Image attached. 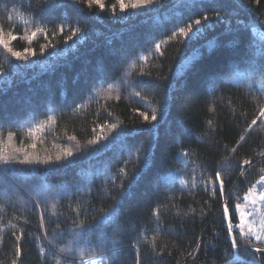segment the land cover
Listing matches in <instances>:
<instances>
[{
  "label": "trees",
  "instance_id": "trees-1",
  "mask_svg": "<svg viewBox=\"0 0 264 264\" xmlns=\"http://www.w3.org/2000/svg\"><path fill=\"white\" fill-rule=\"evenodd\" d=\"M138 3L0 0V264H264V0Z\"/></svg>",
  "mask_w": 264,
  "mask_h": 264
},
{
  "label": "snow or ice",
  "instance_id": "snow-or-ice-1",
  "mask_svg": "<svg viewBox=\"0 0 264 264\" xmlns=\"http://www.w3.org/2000/svg\"><path fill=\"white\" fill-rule=\"evenodd\" d=\"M47 2V0H46ZM154 3V0H139V3L138 4H133L132 7L133 9H138V8H149L153 5ZM257 3H258V0H257ZM122 7V10H123V5L121 6ZM205 20H207V17H205ZM195 24L197 26L201 25V20L197 19L195 21ZM192 29V25H189V30ZM200 31V28H197L196 29V32H199ZM179 32L182 33V34H185V35H188V31L184 28H181L179 29ZM75 35V33H74ZM16 37H13V39H15ZM0 43H3L4 44V47L8 49L9 52L12 53L13 56L17 57L18 59L21 57V53L19 52H14L12 51L11 48H8V44L4 41H0ZM157 49L160 48V45L157 44L155 46ZM27 51V49L25 50ZM24 59H27V57H24ZM137 95H139V93H137ZM141 115L144 116V120L146 122L149 121V118L147 116V114H144L142 113ZM264 117V109L261 110L260 112V117ZM157 120V114L155 112L152 113V116H151V121H156ZM257 123V120H253L252 121V124L249 125V128H251L253 125H255ZM113 128H116V125H112ZM91 144H96L97 142L96 141H90ZM66 157H72L73 156V153L71 150H68L66 153H65ZM56 161H61V157H56ZM56 161H52L51 158H49V160L47 161H44L45 164H49V163H55ZM11 163V161L5 159L4 160V164L7 165ZM17 163L19 164H30V163H33V161H28V160H20V161H17ZM36 163H39V161H36ZM65 163H71V161H65ZM244 164H249L250 161L248 160H245L243 161ZM121 171H123V169H121ZM215 181H210V182H207L205 184V191L208 190L209 187H211V189L214 191L215 188L218 186L219 187V191H220V196H221V199L222 200H226V196H225V187H224V180L221 178V172L220 171H216L215 172ZM259 182H264V176H261L260 177V181ZM251 189L248 190V193L245 194L244 196V200H248V197L249 195L251 194ZM262 199H264V195H262ZM255 201H253L254 203ZM240 209V205L239 204H236L235 205V210L239 213L238 215V223H233V217L230 215V209H229V206L228 204L225 202L222 204V212H223V216H222V219L223 221H225V228H226V232H227V239L230 241V245H231V248L236 250L238 248V245H237V239L236 237L233 235V232H234V229L235 230H238L241 235H245V232H244V229L247 228V234H250L251 236L254 237V239L256 241H260L262 243H264V220L261 221V223L259 224V227L258 229L255 228L253 226L254 222L253 221H249V222H246L245 220V213L244 212H240L239 211ZM116 213V207L114 206L111 211H109L107 213V215H115ZM248 216H251L252 213H248L247 214ZM22 239V236H15V240H16V250H15V255L17 257L20 256V253H21V250H20V241ZM201 243H203V241H201ZM211 243V241H209V244ZM250 243V242H249ZM254 253L258 254V253H264V248H260V247H255L254 248ZM189 256H191L192 254L189 253L188 254ZM238 255V253H237ZM255 260V256H253V261ZM12 264H17V261L16 260H13L12 261ZM136 264H139V260H137ZM251 264V262H250Z\"/></svg>",
  "mask_w": 264,
  "mask_h": 264
},
{
  "label": "rangeland",
  "instance_id": "rangeland-1",
  "mask_svg": "<svg viewBox=\"0 0 264 264\" xmlns=\"http://www.w3.org/2000/svg\"><path fill=\"white\" fill-rule=\"evenodd\" d=\"M251 194L248 197V200H244L242 203H240V212L245 213V220L246 222L253 221V226L258 229V223L261 220V217L263 215V211L259 207L260 202H264V199H262V195H264V182H257L251 187ZM253 201H255L253 203ZM248 213H252L251 216H248ZM257 223V225H256ZM247 232V228H246ZM254 242L259 246H264V243L260 241H256L253 237Z\"/></svg>",
  "mask_w": 264,
  "mask_h": 264
},
{
  "label": "built area",
  "instance_id": "built-area-1",
  "mask_svg": "<svg viewBox=\"0 0 264 264\" xmlns=\"http://www.w3.org/2000/svg\"><path fill=\"white\" fill-rule=\"evenodd\" d=\"M260 208L262 211L264 210V203H260ZM262 220H264V211H263V215L261 217V220L258 223V227H259V224L261 223ZM77 264H104V263H103L102 257L100 255H97V256H93V257L88 258V259H79L77 261Z\"/></svg>",
  "mask_w": 264,
  "mask_h": 264
},
{
  "label": "bare ground",
  "instance_id": "bare-ground-1",
  "mask_svg": "<svg viewBox=\"0 0 264 264\" xmlns=\"http://www.w3.org/2000/svg\"><path fill=\"white\" fill-rule=\"evenodd\" d=\"M262 203H264V202H262Z\"/></svg>",
  "mask_w": 264,
  "mask_h": 264
}]
</instances>
